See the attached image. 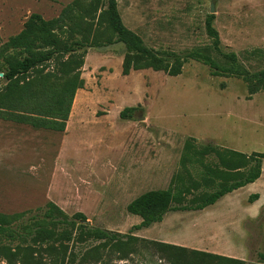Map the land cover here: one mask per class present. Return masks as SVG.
Listing matches in <instances>:
<instances>
[{"label": "rangeland", "instance_id": "1", "mask_svg": "<svg viewBox=\"0 0 264 264\" xmlns=\"http://www.w3.org/2000/svg\"><path fill=\"white\" fill-rule=\"evenodd\" d=\"M71 1L0 0V45L21 30L31 13L50 19ZM116 1L123 23L147 47L179 55L204 47L223 64L205 31L206 16L214 14L220 50L236 53L249 72L264 68V0ZM123 52L120 43L86 48L84 86L75 93L67 130L35 129L0 118V212L34 210L53 201L69 215L83 212L90 227L264 264V203L254 214L249 209L256 201L248 200L254 184L202 210L169 211L160 222L138 230L133 226L140 218L126 211L140 193L169 185L189 137L197 144L264 151V91L248 98L241 78L212 75L207 65L192 59L177 76L152 68L123 75ZM55 68L51 61L45 71ZM127 106L136 109L131 119H122L119 112ZM38 165L39 170L32 167ZM262 169L261 193L264 160ZM99 242L88 241L82 252ZM130 250L121 259L105 248L101 262L90 264H170L147 241H135ZM177 251L180 264H193V254Z\"/></svg>", "mask_w": 264, "mask_h": 264}, {"label": "trees", "instance_id": "2", "mask_svg": "<svg viewBox=\"0 0 264 264\" xmlns=\"http://www.w3.org/2000/svg\"><path fill=\"white\" fill-rule=\"evenodd\" d=\"M214 17L206 16L205 31L211 48L223 57V64L216 62L204 47L192 48L186 55L147 47L123 23L116 0H72L50 19L33 12L21 30L0 45V118L63 132L75 93L84 86L81 68L86 48L115 43L124 48L123 75L152 68L177 76L184 63L192 59L207 65L212 75L241 78L248 98L264 91V68L249 72L239 64L236 53L220 50ZM51 61L56 63L55 70L45 71ZM135 109L124 107L120 118L131 119ZM263 160L264 151L247 153L213 143L197 144L195 138H187L179 170L169 185L146 190L127 203L126 211L140 218L133 228L160 222L169 211H197L215 204L224 195L256 181ZM257 197L253 193L248 200L253 202ZM86 220L83 212L69 215L53 201L34 210L0 212V259L4 264L99 263L101 250H114L122 259L140 240L153 245L170 264H180L177 250L193 254V264H244L241 259L222 254L90 227ZM88 241L100 242L82 252Z\"/></svg>", "mask_w": 264, "mask_h": 264}, {"label": "crops", "instance_id": "3", "mask_svg": "<svg viewBox=\"0 0 264 264\" xmlns=\"http://www.w3.org/2000/svg\"><path fill=\"white\" fill-rule=\"evenodd\" d=\"M70 115V114H69ZM69 118V117H68ZM68 127H69V124H68V120H67V122H66V127H65V130H67L68 129ZM64 130V131H65ZM35 151V150H34ZM36 152V151H35ZM32 167H34V169L35 170H39L40 169V167L41 166H32ZM53 169V168H52ZM263 175V169H262V172H261V175H260V177L256 180V181H254V182H252L251 184H254L253 186H254V189H253V191H249L250 193H257L258 194V197H257V199H255L256 201H254V203H252L251 205H250V213L251 214H254L255 213V211H257V209H258V207H259V205H261L262 203H264V198H263V195H264V192L263 193H261V192H259L258 190H257V187H258V183H259V181H260V179H261V176ZM250 184V183H249ZM244 187V186H243ZM239 189V188H238ZM237 190V189H236ZM235 192V191H234ZM234 192H232V193H234ZM221 199V198H220ZM219 199V200H220ZM218 200V201H219Z\"/></svg>", "mask_w": 264, "mask_h": 264}, {"label": "water", "instance_id": "4", "mask_svg": "<svg viewBox=\"0 0 264 264\" xmlns=\"http://www.w3.org/2000/svg\"><path fill=\"white\" fill-rule=\"evenodd\" d=\"M211 11H212V10H211ZM0 75H2V73H1Z\"/></svg>", "mask_w": 264, "mask_h": 264}]
</instances>
